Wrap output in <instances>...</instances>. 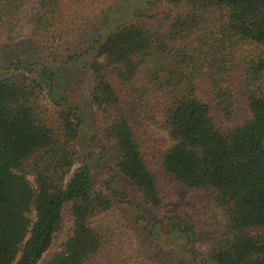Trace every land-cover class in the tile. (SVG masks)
Masks as SVG:
<instances>
[{
  "label": "trees",
  "instance_id": "16d2710c",
  "mask_svg": "<svg viewBox=\"0 0 264 264\" xmlns=\"http://www.w3.org/2000/svg\"><path fill=\"white\" fill-rule=\"evenodd\" d=\"M20 38L58 64H0V264H264V0H0V48ZM168 178L222 232L167 209Z\"/></svg>",
  "mask_w": 264,
  "mask_h": 264
},
{
  "label": "rangeland",
  "instance_id": "374dc122",
  "mask_svg": "<svg viewBox=\"0 0 264 264\" xmlns=\"http://www.w3.org/2000/svg\"><path fill=\"white\" fill-rule=\"evenodd\" d=\"M137 1V0H136ZM140 1V0H138ZM147 2V5L149 7L157 6L159 1L161 0H144ZM151 9V8H150ZM117 10L114 13L111 14H117L115 17H122L124 16V10H122V13H118ZM159 23V22H158ZM152 26H156L157 22H151ZM36 45L34 44L33 40L30 38H20L18 41L15 43H6L0 48V64L4 65L5 63H8L10 61H13L15 56L20 54L22 57L26 55H30V62H33L34 64L38 62L39 60H42L43 62L47 63V65H50V67H55L57 66V61H54L51 59L48 55V53L39 50H36ZM51 67V68H52ZM32 70L34 71L35 74H37V67L33 66ZM64 75L60 76L61 80V90L60 95H65L66 92H72L74 93L75 99L77 100V97L75 95V91H78L80 89V82L82 81L84 77V73H86V63L83 61H78L76 65L73 67L69 68H63V66L60 69ZM72 75H78L79 78L74 81L79 82L77 87H75L74 83L69 86L70 90H67V83H72L74 80V77ZM74 87V88H72ZM81 102V101H80ZM83 102V103H82ZM82 104L85 106L84 111L86 112V118H89L91 114L93 113L92 110L89 108L88 105H85V102L82 100ZM136 121H140V118L138 116L134 117ZM87 123H89L88 120H86ZM146 133L152 138L155 139L156 141H159L161 138L165 137L163 134L159 133L158 131L154 130L153 128H149L146 130ZM87 140V137H86ZM106 157L105 160L102 162L103 169L100 170V175L102 178V181L105 179L106 181L111 178L114 174L109 171V160L112 157L113 154V149H108L106 152ZM119 189L125 190L129 193L130 198L129 200L131 201L132 205H121L119 206V210L122 214V216L125 218V220H130L134 217L135 212L137 211V198L135 197L134 192L132 189L129 187V185L124 182L123 180H118L117 186ZM162 190L165 194L166 197V207L167 209L170 210H176L180 208H185L188 211H194L195 212V221L197 223V229H200L203 232L206 233H220L222 232V216L218 211H215L214 208L210 206L208 203V198L209 194L205 191H198L197 192V197L200 202H196L191 198L190 195H188V191L182 187L180 184L168 179H163V184H162ZM70 227L69 222L65 223V229L64 232L60 235L59 241L57 245L59 246L63 240L66 237L67 231ZM195 252L196 256L200 259L205 254L206 251V245L204 243H196L195 244Z\"/></svg>",
  "mask_w": 264,
  "mask_h": 264
}]
</instances>
